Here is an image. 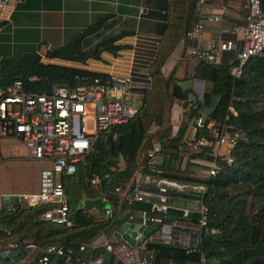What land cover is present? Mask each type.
<instances>
[{"label":"trees","instance_id":"1","mask_svg":"<svg viewBox=\"0 0 264 264\" xmlns=\"http://www.w3.org/2000/svg\"><path fill=\"white\" fill-rule=\"evenodd\" d=\"M192 2L196 0H191L190 6ZM260 6L264 13V0H260ZM110 17L111 14L99 15L64 43L46 49L43 55L30 51L16 57H1V83L19 78L22 89L41 92L47 91L53 83L76 84L103 74L64 61L85 63L88 58H99L102 50L115 53L124 46L116 40L130 30L106 33L105 29L111 26L107 23ZM178 35L173 38L168 33L149 62L151 83L143 92L144 104L127 121L102 130L91 149L78 161L76 170L64 177L72 224L66 226L40 219L43 207L38 205L16 202L8 208L0 207V250L6 248L10 240L18 244L34 242L43 248L53 242L86 241L101 230L118 226L124 219L120 212L126 204L119 202V194L113 187L115 184L126 186L135 170L141 169L151 173L157 170L164 178L204 185L203 190L173 189L169 193L200 198L207 207L206 224L199 229V239L194 245L145 239V247L153 251V262L174 258L186 264H264V49L245 60L237 77L231 73L230 63L195 59L191 77L211 84L210 89L203 90L197 97L191 86L180 84L179 80L184 77L175 74V65L167 74L162 70L172 58L168 55ZM165 90L169 98L168 115L164 114ZM191 93L193 99L189 98ZM211 102L203 115L205 124L209 121L226 123L241 135L228 150L230 160L220 159L214 175L194 176L187 164L202 156L207 148L203 145L192 148V143L201 135L210 137L211 133L210 128H196L191 138L194 117ZM180 112L191 119L190 128L185 133L188 124L180 119L177 131L172 133V124ZM151 135L159 139L157 152L162 154L163 160L148 165L144 149ZM182 150L188 152L189 159L178 155ZM86 197H104L111 215L105 213V207L98 210L78 206V201ZM128 205L134 208L133 204ZM166 212L150 213L164 218ZM186 216L197 223L199 212L190 210ZM210 227H215L216 231L211 232ZM37 254L35 251L32 256ZM55 259L61 260L60 257Z\"/></svg>","mask_w":264,"mask_h":264},{"label":"built area","instance_id":"2","mask_svg":"<svg viewBox=\"0 0 264 264\" xmlns=\"http://www.w3.org/2000/svg\"><path fill=\"white\" fill-rule=\"evenodd\" d=\"M12 1L18 0H0V13L3 6ZM205 1L196 0L195 10L200 13V17L184 33L185 37L195 38L196 43L182 44V50L174 55V60L170 59L164 64V74L169 72L175 60L185 52L208 63H230L231 73L237 77L245 60L250 55L263 51L264 13L260 0H246V12L242 22L227 29L233 37L204 40L201 37L203 24L206 21L221 20L220 12L200 8ZM1 80L0 70V135L23 141L28 147L29 158L47 163L39 169L37 189L18 194L19 202L28 206H42L40 219L70 226L72 219L69 215V198L64 187V177L76 170L78 161L91 149L102 130L127 121L139 110L144 104L143 92L130 89V75L127 73L104 72L76 84L53 83L47 91L41 92L22 89V81L19 78L5 83H1ZM178 126V122L172 124V133L177 131ZM203 127L210 128V137L201 135L192 146L195 148L197 145H203L207 148L202 155L204 161L201 168L203 173L209 176L218 171L220 159L230 160L228 150L240 137L241 132L226 123L214 124L209 121L205 124L203 116L198 115L195 117L190 137L193 138L196 128ZM112 135L115 136V131ZM158 148V137L151 135L145 148L148 165L154 163L153 156ZM154 171L151 173L136 169L131 182L126 186L115 184L113 188L119 194V202L128 205L134 200L149 201L153 208L151 211H165L167 204L164 201L168 197L169 187L180 190L181 186L176 181L160 177L157 170ZM141 182L154 184L155 189H144ZM203 188L204 185L198 184L195 189L197 191ZM151 196L157 197L161 202L153 200ZM102 200L104 201V197ZM195 201V210L199 212L197 243L199 229L206 224L207 207L200 198H195ZM104 211L107 215L112 213L109 206L105 207ZM151 211L139 210L138 223L154 224L158 233L157 239L164 243L170 242L168 224L162 216L151 214ZM183 212L186 214V209ZM128 219H132V214L128 215ZM210 231L215 232L216 228L210 227ZM134 239H140L139 232L134 234ZM19 245L26 246L29 250L26 254L19 255L11 264H32L31 261L50 264L51 256L60 257L58 264H88L73 254L71 246L62 242H53L44 248L34 242H12L4 249ZM95 246L96 241L92 239L77 243V247L83 250ZM104 246L108 250L113 249L108 241H104ZM31 251L38 254L32 256ZM114 251L124 264H149L153 259L152 250L148 249L142 257H136L131 248L121 241ZM101 258L102 255L98 254L93 260L99 263Z\"/></svg>","mask_w":264,"mask_h":264},{"label":"crops","instance_id":"3","mask_svg":"<svg viewBox=\"0 0 264 264\" xmlns=\"http://www.w3.org/2000/svg\"><path fill=\"white\" fill-rule=\"evenodd\" d=\"M190 3L191 0L12 1L5 4L0 13V58L5 56L15 57L30 51H36L43 55L46 49L64 43L69 37L91 23L99 15L111 14V17L107 20V23H111V26L106 28L105 32L115 33L121 29L130 30L129 33L120 36L116 40L117 43L124 44V46L115 53L102 50L99 58H88L85 63L73 61L64 62L102 72L114 74L127 73L130 75V89L144 92L150 87L151 83L148 72L149 62L155 57L161 40L168 33L173 38L180 34L178 35L173 50L168 55L172 56L170 58L172 60L175 58L174 55L178 54L179 50H182V44L193 45L196 43L195 38L185 37L184 35L185 30L200 17V13L195 10L196 3L192 2L193 4L191 6ZM200 8L202 10L210 9L212 12L221 13L220 21H206L203 24L201 31L202 39L217 37L229 38L233 37V35L227 29L231 25L242 22V18L246 12V0H222L221 2L218 0H206L200 5ZM180 58L186 60L196 59L185 52ZM195 79L192 84L193 87L198 84L197 88H195L199 92L201 90L202 80L200 83ZM178 155L183 156L184 159H189L187 151L182 150ZM202 157H196L193 159L194 161H190L187 164L188 171L194 176L203 173L201 166L204 160ZM165 159L167 160L168 156ZM162 160L163 157L159 160V163ZM155 162L158 161L155 160ZM137 178L139 179V175ZM167 179L176 181L171 178ZM140 184L144 189H155L154 184L148 182H141ZM173 189L169 187L168 190L172 191ZM180 191L185 190L180 189ZM167 195L171 200H166L164 202L165 204L175 205L178 201L183 203L181 213L166 212L164 216V220L168 224L166 225L169 228L170 242L184 246L194 244L198 235L197 223L187 218L186 215L190 210L195 209L197 204L195 198H183L170 193ZM134 209L133 212L129 213L132 214V219H128V214L121 223L124 221H139V210L135 209V212ZM185 209L187 211L186 214L183 212ZM168 214L171 216H168ZM132 230L130 227L127 234L131 235ZM139 233L140 239L135 240L133 245L129 244L123 238L122 234L117 230V226L108 230H101L90 238L96 241L94 248L79 249L77 247L79 241L77 240L70 241L67 245L73 248V254L75 256L87 261L88 264H124L114 251L120 241L128 245L136 257H142L148 251L144 245L145 239L158 237L157 231L151 228L147 229L146 233ZM104 241H108L113 249H106ZM12 242L10 240L8 243ZM30 253L33 252L31 251ZM98 254L102 255L99 263L93 260ZM31 263L37 264L33 261ZM58 263L59 261L55 258L50 262V264ZM0 264L2 263L0 262ZM149 264L186 263L174 258H164L159 263L151 261Z\"/></svg>","mask_w":264,"mask_h":264},{"label":"rangeland","instance_id":"4","mask_svg":"<svg viewBox=\"0 0 264 264\" xmlns=\"http://www.w3.org/2000/svg\"><path fill=\"white\" fill-rule=\"evenodd\" d=\"M221 2L222 0H218ZM92 40H95L93 38ZM16 57V56H15ZM193 60H186L184 58H177L173 63V66H176L175 74L177 76L184 77L180 79L179 82L182 86H191L192 90L198 96V91L196 90L197 85L193 87V80L195 78L191 77L192 69H193ZM187 67V71H184V67ZM201 93L205 89H210L211 84L207 81L202 80L201 83ZM138 92V91H137ZM193 97V93L189 95V98ZM216 96L213 97L215 99ZM164 100V114L168 115V104L169 98L168 93L165 90L163 94ZM212 102L209 105H205L202 107L200 115L203 116L207 110L211 107ZM173 112V110H172ZM195 118V117H194ZM176 122L180 119H183L187 122L188 127L185 130V133L188 132L190 128L189 124L191 123V119H187V116L183 113H179L175 117ZM146 148V147H145ZM145 150V149H144ZM162 158V154L156 153L153 156V161H158ZM47 163L42 160L31 159L28 157V147L26 144L13 137H8L4 135H0V200L1 195L6 193H14V194H22L30 191H34L37 189L38 185V173L39 169L46 165ZM120 166L122 165V161L119 160L118 163ZM182 190L189 191V188L195 189L198 186L197 182L193 181H178ZM153 200H158L156 197H151ZM82 200V199H81ZM79 200L77 205L79 206ZM158 202H161L158 200ZM1 207V205H0ZM136 212V210L134 209ZM133 212V208L130 205H125L120 212V215L127 217L129 213ZM168 216H171L168 214Z\"/></svg>","mask_w":264,"mask_h":264},{"label":"water","instance_id":"5","mask_svg":"<svg viewBox=\"0 0 264 264\" xmlns=\"http://www.w3.org/2000/svg\"><path fill=\"white\" fill-rule=\"evenodd\" d=\"M196 81L201 83L200 79H195ZM201 95V90L198 92V96L200 97ZM1 207H9L12 203L19 202V197L18 194L14 193H3L1 195ZM133 207L138 210H146V211H151L153 208H151V202L149 201H141V200H134L133 201ZM79 206L84 207L85 209L88 208H96L98 210L102 209L103 207H108L106 205L101 197H86L83 198L79 202ZM183 203L181 201H178L175 203V205H167L165 207V211L167 212H175V213H181L182 212V207ZM155 225L154 224H140L138 222L134 221H124L120 225L117 226V230L122 234L123 238L131 245L134 244L135 239H134V234L136 232H143L146 233L147 229L151 228L154 229ZM132 228L131 235L127 234V231L129 228ZM124 230V231H123ZM29 250L28 247L19 245L17 247H12L8 250L1 249L0 250V262L2 264H11L13 260H16L19 255H24L26 252Z\"/></svg>","mask_w":264,"mask_h":264}]
</instances>
